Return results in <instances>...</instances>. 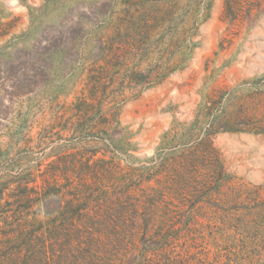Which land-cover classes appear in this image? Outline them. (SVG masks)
<instances>
[{"label":"rangeland","instance_id":"374dc122","mask_svg":"<svg viewBox=\"0 0 264 264\" xmlns=\"http://www.w3.org/2000/svg\"><path fill=\"white\" fill-rule=\"evenodd\" d=\"M231 5L0 0L1 218L102 264H264V0Z\"/></svg>","mask_w":264,"mask_h":264},{"label":"trees","instance_id":"16d2710c","mask_svg":"<svg viewBox=\"0 0 264 264\" xmlns=\"http://www.w3.org/2000/svg\"><path fill=\"white\" fill-rule=\"evenodd\" d=\"M226 10L230 13H233L231 0H226ZM96 90L97 86L95 82L90 84L89 92L93 94V92H96ZM84 102H86V100L84 94L82 93V96L78 98L79 106L81 107L84 105ZM45 185V182H43L41 195L46 193V191L49 189V191H47L48 197L56 196L60 198L61 203L65 201L66 198H63L64 194L60 191V189L54 188V186L50 187V184H47V186ZM23 190L24 191L20 194V199L26 202H32L31 194L34 193L33 195H35L37 192H34L33 189L27 190L26 188H23ZM2 197V192H0V200ZM86 197V193L79 191L78 193L72 194L71 198L65 202H68V205H70L68 208L71 210L74 209L73 202L77 198L82 199ZM109 221L115 223V221L117 222V219L111 214L107 218V222ZM22 225L24 228L21 225L12 226V224L9 223V217L2 219L0 216V264H81L82 261L83 264L84 262H88L90 264H102V259L99 260V257L97 256L98 254L95 252V250L99 249L97 247L100 246H96L93 250V244H100L101 242L97 237L100 236V234L97 235L98 233H91L90 241L88 243L80 242L82 239H86L87 237L81 235L78 239L74 238V234L70 233L65 235L59 234V236L49 234V236H46V239L44 235L38 233L37 231H28L27 224ZM5 227H11V229L9 230ZM112 237L116 239L115 244H110L111 248L113 247L115 252L120 256L124 255L123 250L125 248L122 249V247L126 246L124 244V238L121 239L122 235H119L116 230L115 232H112ZM79 243H81V245L83 244L87 249L84 255L79 252ZM56 245L58 246V248L56 247L57 249L54 247ZM24 251H26V255H22V252ZM114 259L115 258H109L108 261ZM120 259L121 258H116V261H119ZM111 263L116 262L113 261Z\"/></svg>","mask_w":264,"mask_h":264}]
</instances>
